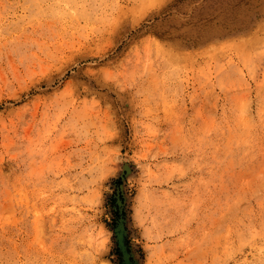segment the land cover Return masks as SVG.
Here are the masks:
<instances>
[{"label":"rangeland","instance_id":"obj_1","mask_svg":"<svg viewBox=\"0 0 264 264\" xmlns=\"http://www.w3.org/2000/svg\"><path fill=\"white\" fill-rule=\"evenodd\" d=\"M118 183L139 264H264V0H0V264H119Z\"/></svg>","mask_w":264,"mask_h":264},{"label":"water","instance_id":"obj_2","mask_svg":"<svg viewBox=\"0 0 264 264\" xmlns=\"http://www.w3.org/2000/svg\"><path fill=\"white\" fill-rule=\"evenodd\" d=\"M123 179V175L120 176L119 181ZM115 201V209L117 211L118 217L114 227V233L116 237V243L121 254V261L119 264H139L137 260L133 258L128 246L125 242V215H124V200L122 195V184L118 183L115 187V193L113 195Z\"/></svg>","mask_w":264,"mask_h":264}]
</instances>
